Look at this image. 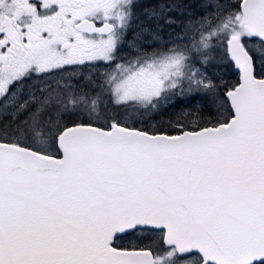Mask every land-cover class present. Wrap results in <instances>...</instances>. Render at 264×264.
Returning a JSON list of instances; mask_svg holds the SVG:
<instances>
[{"label":"snow or ice","instance_id":"obj_1","mask_svg":"<svg viewBox=\"0 0 264 264\" xmlns=\"http://www.w3.org/2000/svg\"><path fill=\"white\" fill-rule=\"evenodd\" d=\"M0 264H264V0H0Z\"/></svg>","mask_w":264,"mask_h":264}]
</instances>
